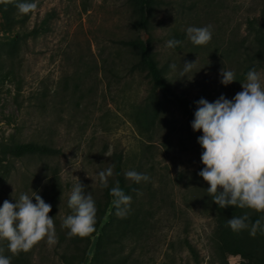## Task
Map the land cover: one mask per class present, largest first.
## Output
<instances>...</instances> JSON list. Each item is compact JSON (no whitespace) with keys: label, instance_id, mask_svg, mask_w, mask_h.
<instances>
[{"label":"rangeland","instance_id":"1","mask_svg":"<svg viewBox=\"0 0 264 264\" xmlns=\"http://www.w3.org/2000/svg\"><path fill=\"white\" fill-rule=\"evenodd\" d=\"M158 1L152 18L153 48L183 101L167 99L157 90L160 114L150 131L139 127L136 116L153 93L152 86L146 75L131 70L134 56L121 44L148 38L134 27L129 0H36L25 29L32 30L48 16L50 31L21 39L17 47L11 45L16 31L8 30L0 12V205L6 199L15 202L14 188L17 198L37 191L52 206L49 216L57 237L52 246L42 240L17 254L7 249V241H0V254L11 257L10 264L19 253L28 264H65L78 254L76 246L83 242L75 243L61 227L71 211L68 193L80 180L97 209L106 201L98 172L111 166L108 185L114 184L116 154L122 155L124 171L135 169L150 180L140 182L130 202L131 215L139 209L143 223L131 227L118 251L112 244L110 262L129 257L124 264H251L219 250L217 204L198 175L204 167L197 142L202 132L193 131L190 122L196 100L213 102L221 94L231 99L242 90L240 81L247 73L243 52L254 48L248 20L264 21V0ZM207 25L212 39L206 45L187 40L188 26ZM172 38L182 44L166 47ZM183 61H196L187 74L191 80L179 76ZM173 63L175 71L169 68ZM224 66L236 76L227 86L220 83ZM254 68L264 80V71ZM28 141L46 142L61 153L21 159L9 154L14 143ZM186 242L197 250L199 261ZM78 260L79 255L74 264Z\"/></svg>","mask_w":264,"mask_h":264},{"label":"clouds","instance_id":"2","mask_svg":"<svg viewBox=\"0 0 264 264\" xmlns=\"http://www.w3.org/2000/svg\"><path fill=\"white\" fill-rule=\"evenodd\" d=\"M36 7V0H17L16 3L20 14H28ZM185 34L195 46L206 45L212 39L210 25L188 26ZM181 44L182 41L176 38L165 42L168 48ZM195 63L183 61L180 78L191 80L187 74ZM169 68L175 71L177 66L173 63ZM233 81H236L234 71L222 67L220 83L227 86ZM240 82L242 90L231 99L221 94L213 102L203 97L194 102L196 108L190 123L193 131L202 132L197 142L203 149L200 159L204 165L198 175L208 183L206 191L220 208L235 206L264 213V80L252 68ZM112 175L111 166L98 172L103 187H108V177ZM124 177L137 184L150 180L146 173L135 169L126 170ZM14 193L15 188L12 193L14 203L6 199L0 205V241H7V249L13 254L27 252L42 240L48 246L54 245L57 237L54 218L49 216L51 204L34 190L31 195L22 192L18 198ZM109 194L113 198L115 214L125 216L132 197L119 186V181L109 188ZM66 205L71 210L62 218L61 227L67 229L66 235L82 237L91 233L97 209L91 191H86L80 180L72 185ZM248 221L245 213L228 218L226 225L239 232L249 227ZM258 228L264 231L261 219L252 222L250 235L255 236ZM10 262L11 257L0 254V264Z\"/></svg>","mask_w":264,"mask_h":264},{"label":"trees","instance_id":"3","mask_svg":"<svg viewBox=\"0 0 264 264\" xmlns=\"http://www.w3.org/2000/svg\"><path fill=\"white\" fill-rule=\"evenodd\" d=\"M134 10V27L138 31L145 33L148 38L143 41L140 36L121 42L123 46L128 48L133 56L134 61L132 71L146 75L149 79L153 93L143 109L137 113L136 121L139 127H146L148 131L156 125L157 118L160 114V102L157 95V90L163 93V96L173 101H183L182 96L179 95L171 81L169 80L164 68L156 58L153 48V34H152V18L155 14V8L160 4L158 0H129ZM17 0H3L0 3V12L2 18L9 31H16V35L12 37L13 46L22 39L36 38L44 35L50 31V19L47 16L39 26L34 27L32 30L25 29V21L28 19V14H20L16 8ZM20 28V29H19ZM24 29V30H23ZM248 29L252 35L251 45L252 52L249 48H245L244 61L246 71L254 67H258L264 71V21L257 19L248 20ZM166 77V78H165ZM61 152L53 145L48 143H40L35 141L14 143L10 149L9 154L16 158L21 159L27 156H56ZM124 164L122 155L114 156V173L116 181L108 187H104L106 201L98 203L96 211V222L94 230L85 236H74L75 243L83 242L82 246H76L77 255L72 256L70 260L65 259V264H74V260L79 255L77 264H124L129 257L117 259L112 262L109 261L110 257L115 253L108 251L111 249L112 244L115 243L114 249L118 251L121 239L126 237L128 231L132 226L137 225L139 222L140 210L138 209L135 215H131L132 206L129 207L127 214L123 219L117 218L115 209L112 204V197L109 194V188L114 186L119 181V186L125 191L126 194L133 196L142 185L139 183L131 182L124 177ZM111 214L108 216V213ZM247 213L249 217V227L240 230L239 232L232 231L227 225L226 221L232 216H240ZM129 217H128V216ZM109 219L105 222L106 217ZM133 217V218H132ZM215 219L217 223V230L215 237L219 244L221 253H227L232 256L240 255L245 261L251 264H264V231L260 228L257 229L256 236L250 235L251 224L257 219H261L264 223V213L256 212L248 208H239L235 206H228L220 208L218 205L215 211ZM134 223V224H132ZM143 223V221L139 222ZM124 233V234H122ZM116 236V239H115ZM188 249L193 254L196 261H199V254L197 250L189 243L186 242ZM80 253V254H79ZM109 253V254H108ZM116 256L121 258L116 252ZM124 257V256H123ZM14 264H28L27 259L19 256L13 257ZM120 260L123 262L120 263Z\"/></svg>","mask_w":264,"mask_h":264}]
</instances>
